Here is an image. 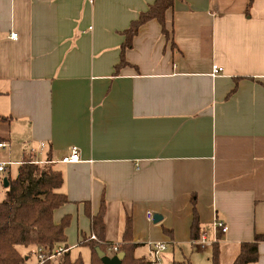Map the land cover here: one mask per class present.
Segmentation results:
<instances>
[{"label": "crops", "instance_id": "obj_1", "mask_svg": "<svg viewBox=\"0 0 264 264\" xmlns=\"http://www.w3.org/2000/svg\"><path fill=\"white\" fill-rule=\"evenodd\" d=\"M154 2L0 0V172L50 158L68 198L53 221L69 217L65 244L84 264L101 207L104 242L130 217L136 257L176 241L192 248L172 264H211L216 243L232 264L264 235V0H174L168 36L149 19L118 66L124 30ZM73 146L80 160L60 162ZM194 213L204 242L190 239ZM250 264H264V240Z\"/></svg>", "mask_w": 264, "mask_h": 264}, {"label": "trees", "instance_id": "obj_2", "mask_svg": "<svg viewBox=\"0 0 264 264\" xmlns=\"http://www.w3.org/2000/svg\"><path fill=\"white\" fill-rule=\"evenodd\" d=\"M174 0H155L148 9L141 12L136 20L131 21L129 27L124 30V41L120 46V63L125 65L124 53L132 46V39L139 27L149 19H156L162 26V32L167 37L168 32L164 26L165 11L172 6ZM3 119V117H0ZM36 162L30 155L24 156L18 164L17 174L13 179L7 177L8 186L3 199L0 201V264H24L30 254L39 252L46 257L52 253L55 246L65 244V229L69 223V217H63L59 223L53 221V213L60 206L68 202L67 196L60 191L63 182L62 173L50 163ZM91 231L95 239L83 237L81 245L90 250L89 264H103L97 255L95 248L98 246L107 254L108 247L117 246V252H124L122 264H151L150 260L136 257L134 249L136 243L131 237V219L127 217L119 244L103 241L104 222L103 207L96 215H91ZM165 232L170 230L165 229ZM201 237L198 216L193 214L190 225V239L198 240ZM264 240V235L255 234L253 240L242 242L240 252L232 264H250L258 259V243ZM33 247L27 253H22L17 247ZM41 264H84L80 254L72 258L70 249L52 258L45 259ZM211 264L218 262V246L212 245Z\"/></svg>", "mask_w": 264, "mask_h": 264}, {"label": "built area", "instance_id": "obj_3", "mask_svg": "<svg viewBox=\"0 0 264 264\" xmlns=\"http://www.w3.org/2000/svg\"><path fill=\"white\" fill-rule=\"evenodd\" d=\"M89 1H92V0H89ZM11 37H16V33H11ZM221 71H222V68L220 66H218L216 64L212 65V68H211L212 75H217ZM4 145H5L4 143H0V147L4 146ZM43 147H44V144H40V149H42ZM79 160H80V154H79V150L76 146L71 147L69 149L68 153L62 155L61 158L59 159L60 162H67V163H74V162H78ZM36 162L44 163L47 161L46 160H43V161H37L36 160ZM3 169H4V163H0V171H2ZM147 218L150 220L153 219V214L150 211L147 212ZM212 225L215 229L219 230L220 232H226L227 231V225L224 223V221H222L218 218L214 219ZM89 238L95 239V235L91 234L89 236ZM204 239H205V234H202L200 239H198V240H201L202 242H204ZM165 248H166V246H165L164 242L154 241V242L149 243V249H150L149 252H150V255H153V258H151V261H150L151 264L157 263V260H158L157 255L159 254V252H161ZM68 249H71V247H65L64 245L59 244V245L55 246V248L52 250V253L47 255L46 257H44L38 250L37 253L36 252L33 253L36 257V259H35L36 262H33V261L31 263L25 262L24 264H41L45 259L52 258L53 256L61 254ZM108 249L116 252L117 246L116 245H114L112 247L110 246V247H108Z\"/></svg>", "mask_w": 264, "mask_h": 264}, {"label": "rangeland", "instance_id": "obj_4", "mask_svg": "<svg viewBox=\"0 0 264 264\" xmlns=\"http://www.w3.org/2000/svg\"><path fill=\"white\" fill-rule=\"evenodd\" d=\"M5 155L6 154L2 155L0 153V162H1V160H5V158H6ZM17 169H18V164H12V165L8 166V168H6L3 172H0V201L3 199L4 194H5L4 191L6 189L3 185V179L4 178L7 179V177H9L10 179H13L17 174ZM162 242H164V241H162ZM164 243L166 246L165 250H162V252H159V254L157 255V259H158L157 263H153V264H172L173 255H175V257H176L177 254L181 255V252H186V250H190L192 248V245L187 244V243L183 247H181L182 245H179V244L176 245L177 244L176 241H175V243H172L170 241H166ZM17 248L24 254V253H27L28 251H30V249L33 247L30 246L28 248H24L22 246H18ZM181 248H182V250H181ZM107 254L112 255V252L107 250ZM134 255H135V253H134ZM148 258H149L148 260L151 261V258H153V255H148ZM35 259H36V257L32 253V254H30L29 258H26V262H28V263H31L32 261L36 262Z\"/></svg>", "mask_w": 264, "mask_h": 264}, {"label": "water", "instance_id": "obj_5", "mask_svg": "<svg viewBox=\"0 0 264 264\" xmlns=\"http://www.w3.org/2000/svg\"><path fill=\"white\" fill-rule=\"evenodd\" d=\"M4 187L8 186V181L6 178L3 179ZM161 220V216L157 213L153 214L152 221L157 223ZM97 255L99 256L103 264H122V259L124 258L125 253L120 251L113 255L106 254L105 251L101 250L98 246L95 248Z\"/></svg>", "mask_w": 264, "mask_h": 264}]
</instances>
